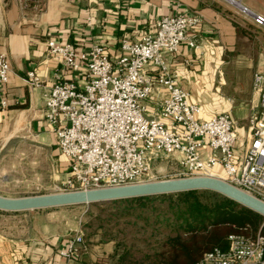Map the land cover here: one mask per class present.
I'll return each instance as SVG.
<instances>
[{"label": "built area", "instance_id": "obj_1", "mask_svg": "<svg viewBox=\"0 0 264 264\" xmlns=\"http://www.w3.org/2000/svg\"><path fill=\"white\" fill-rule=\"evenodd\" d=\"M251 17L264 27L263 16ZM201 22L198 15L162 16L154 31L136 41L122 40L114 61L100 44L78 51L68 43L47 41V54L60 59L65 72L83 78L78 84L56 75L43 96L44 120L67 162L60 193L146 183L155 161L178 154L179 178H214L221 168L226 183L264 203V75H253L258 110L247 119L248 145L236 154L231 115L202 120L201 107L170 72L167 59L182 46L198 49L191 33ZM10 74L8 60L0 55V84ZM26 81L30 86L40 83L33 72ZM153 93L159 98L156 114L147 111ZM0 104L5 107L4 101ZM84 249L83 235L77 232L66 239L61 256L72 259ZM195 264H264V236L245 226L227 237L226 249L215 248Z\"/></svg>", "mask_w": 264, "mask_h": 264}, {"label": "crops", "instance_id": "obj_2", "mask_svg": "<svg viewBox=\"0 0 264 264\" xmlns=\"http://www.w3.org/2000/svg\"><path fill=\"white\" fill-rule=\"evenodd\" d=\"M177 14L202 18L191 33L199 47L182 46L178 55L168 58L170 72L190 101L201 107L202 120L231 115L239 154L248 145L247 119L258 110L253 75H264V27L251 17H264V0H0V55L11 68L8 82L0 84V102H5L4 108L0 104V155L17 139L54 146L58 152L44 120L43 96L56 75L78 84L83 78L65 72L60 59L47 54L48 40L71 44L78 51L100 44L114 61L122 40L136 41L154 31L162 16ZM29 72L38 77L39 86L27 83ZM158 103L153 93L148 113L156 114ZM178 160L174 154L164 161L176 173ZM5 178L0 170V179ZM214 178L224 180L221 168L215 169ZM61 208L0 211V264H85L86 248L72 259L61 256L66 239L80 232L57 224L75 219Z\"/></svg>", "mask_w": 264, "mask_h": 264}, {"label": "rangeland", "instance_id": "obj_3", "mask_svg": "<svg viewBox=\"0 0 264 264\" xmlns=\"http://www.w3.org/2000/svg\"><path fill=\"white\" fill-rule=\"evenodd\" d=\"M0 170L6 176L5 179H0L1 197H34L60 193V185L67 175V162L54 146L42 147L28 139H17L1 153ZM178 178V172H171L165 161H155L151 166L149 182ZM214 199L216 198L208 194L202 197L203 201ZM145 204L146 207H141L139 202L68 206L61 209L75 219L66 218V222L57 224H62L65 228L77 227L82 233L87 249L85 264L147 261L154 251H158L159 244L169 234V228L157 223L155 216L160 213V221L171 214L168 211V201L157 199ZM152 207L158 209L153 214ZM67 220H70L68 225ZM73 234L74 232L71 236Z\"/></svg>", "mask_w": 264, "mask_h": 264}, {"label": "trees", "instance_id": "obj_4", "mask_svg": "<svg viewBox=\"0 0 264 264\" xmlns=\"http://www.w3.org/2000/svg\"><path fill=\"white\" fill-rule=\"evenodd\" d=\"M206 194L216 199L203 201L202 197ZM157 199L168 201L172 221L171 215L159 221L160 213L155 219L157 223L169 228V234L147 261L132 260L129 264H195L215 248L226 249L227 237L238 233L245 226L253 231L259 229L264 236L263 217L210 191H189L113 202H139L141 207H146V202L152 203ZM151 210L153 214L158 209L152 207Z\"/></svg>", "mask_w": 264, "mask_h": 264}, {"label": "water", "instance_id": "obj_5", "mask_svg": "<svg viewBox=\"0 0 264 264\" xmlns=\"http://www.w3.org/2000/svg\"><path fill=\"white\" fill-rule=\"evenodd\" d=\"M189 191H210L217 193L264 218V203L262 201L231 186L224 180L212 177L178 178L121 187L62 192L25 198H5L0 196V211L12 213L35 211L85 204H101Z\"/></svg>", "mask_w": 264, "mask_h": 264}, {"label": "bare ground", "instance_id": "obj_6", "mask_svg": "<svg viewBox=\"0 0 264 264\" xmlns=\"http://www.w3.org/2000/svg\"><path fill=\"white\" fill-rule=\"evenodd\" d=\"M85 205H89V204H85Z\"/></svg>", "mask_w": 264, "mask_h": 264}]
</instances>
